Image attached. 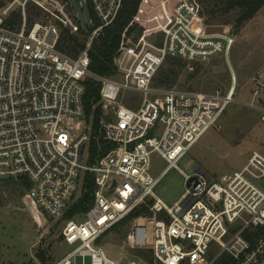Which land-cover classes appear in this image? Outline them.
<instances>
[{"label":"built area","instance_id":"2783aa9c","mask_svg":"<svg viewBox=\"0 0 264 264\" xmlns=\"http://www.w3.org/2000/svg\"><path fill=\"white\" fill-rule=\"evenodd\" d=\"M166 1L161 14L149 13L158 4L142 1L135 19L143 33L121 43L116 74L102 76L89 69V49L116 20L123 0H86L97 23L91 18L87 24L86 31L92 29L77 56L59 47L62 30L76 34L83 27L70 0H0V179L26 185L34 211L58 220L75 195L81 171L83 181L90 175L95 186L90 209L64 219L63 240L78 244L62 264H122L124 259L107 255L103 238L141 208L124 246L131 254L140 250L131 256L142 264H219L224 253L237 264H264V234L253 242L245 236L264 227L263 153L253 150L240 170L222 180L195 167L172 206L154 194L159 179L216 124L236 87V80L224 93L153 87L168 56L204 61L234 43L229 29L213 33L198 26L201 13L193 0H177L170 13ZM31 10L40 12L34 21ZM89 78L100 84L98 132L86 116ZM257 87L255 95L264 90V81ZM127 94L140 100L128 105ZM157 94L160 101L152 98ZM248 104L264 121V105ZM153 153L167 163L157 176L150 172ZM84 154L90 164L82 162Z\"/></svg>","mask_w":264,"mask_h":264},{"label":"rangeland","instance_id":"374dc122","mask_svg":"<svg viewBox=\"0 0 264 264\" xmlns=\"http://www.w3.org/2000/svg\"><path fill=\"white\" fill-rule=\"evenodd\" d=\"M70 1L77 7L82 30H86L87 24L91 23L86 0ZM78 1L81 7H78ZM149 1L158 4L149 13L161 14L164 10L163 0ZM176 1H166V12L170 13ZM193 1L202 9L203 5L220 8L210 21L201 15L198 26L213 33L229 29L234 43L228 52L222 51L210 59L187 61L173 86L205 93H224L236 80V87L234 100L216 124L154 186L155 196L168 206L174 205L186 191V174H192L195 167L209 174L213 180H222L235 170H240L253 150L264 154V121L260 110L248 104L250 101L256 105L264 104L261 101L264 99V90H259L256 95L253 91L258 88V80L264 81V5L254 17L237 28L235 24L239 11L225 13L226 0H202L203 5L198 0ZM144 8H149V4H145ZM75 35L82 42L85 40L86 34L81 30ZM133 95V102L140 100L138 94ZM127 97L131 98L129 94ZM152 98L160 101L162 96L157 94L152 95ZM151 158L150 172L157 176L167 163L157 153H153ZM82 162L90 164L85 154ZM83 182L81 171L72 202L83 192ZM26 193L28 188L21 182L0 179V264H62L67 253L78 243H66L61 237L64 219L59 221L58 218L37 214L28 203ZM118 229H112L103 238L107 255L116 260L124 259L122 264L133 260L142 264L124 246L125 235Z\"/></svg>","mask_w":264,"mask_h":264},{"label":"trees","instance_id":"16d2710c","mask_svg":"<svg viewBox=\"0 0 264 264\" xmlns=\"http://www.w3.org/2000/svg\"><path fill=\"white\" fill-rule=\"evenodd\" d=\"M142 1L143 0H123V6L116 20L110 26L105 27L97 36L93 38L91 47L89 49V56L91 60L89 69L93 73L102 76H114L116 74L114 57L121 43L128 40H137L145 29L144 26L135 19L141 8ZM198 1L203 5L202 0ZM263 5L264 0H226V4L224 6L226 10L224 12L228 13L232 10L239 11L235 24L238 28L242 26L244 22L254 17ZM198 8L201 15L206 16V21H210L220 9L215 7L207 8V6L204 7V5L203 9L199 6ZM88 9L89 15L95 23L96 18L92 8L88 6ZM39 15L40 12L37 10H31L29 13V20L34 21ZM91 29L92 27L89 28L88 31L81 30V32L86 34L85 40L83 42L79 40L75 34H71L68 30H62L59 43L60 49L73 56H77L79 52L85 47V42L88 38V35L90 34ZM157 42L159 43V41ZM187 63L188 62L184 59L168 56L164 61V65H161L153 79V87H172L177 82L180 72ZM165 64L167 65L165 66ZM99 99L100 84L96 83L90 78L87 79L86 92L84 95L86 116L87 118H92L93 127L96 132H98L102 114V107L100 105H96ZM124 99L128 105H131L132 97H125ZM261 101L264 103V99ZM95 148L96 141L92 140V151L95 150ZM94 188L95 186L92 176L88 175L84 182L83 192L76 198L75 201L70 202L69 207L61 220L70 219L78 214L86 213L90 209L92 203ZM142 211H144L143 208L133 211L124 220L116 224L112 229L114 230L119 228L118 230L126 236L131 227V220L142 213ZM263 234L264 227L261 229L245 232V236L252 242L257 235ZM140 252V250H134L132 251V255H137ZM218 263L237 264V261L230 255L224 253L218 259Z\"/></svg>","mask_w":264,"mask_h":264},{"label":"water","instance_id":"95a60500","mask_svg":"<svg viewBox=\"0 0 264 264\" xmlns=\"http://www.w3.org/2000/svg\"><path fill=\"white\" fill-rule=\"evenodd\" d=\"M191 179L188 181V184H190ZM263 182V181H262Z\"/></svg>","mask_w":264,"mask_h":264}]
</instances>
